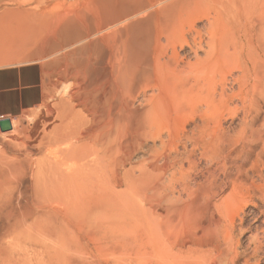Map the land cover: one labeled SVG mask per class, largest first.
<instances>
[{
	"label": "bare ground",
	"instance_id": "6f19581e",
	"mask_svg": "<svg viewBox=\"0 0 264 264\" xmlns=\"http://www.w3.org/2000/svg\"><path fill=\"white\" fill-rule=\"evenodd\" d=\"M161 1L167 3V8L162 12V20L159 21V24H163L161 29L167 36V45L169 48L166 52H163L164 54H162V50L154 52L153 49L155 50V47L153 48L151 46L152 41H150V38L145 37V33L149 34V31H140L139 29L140 34H137V31V33L133 32V35H131L132 32H130L131 34H128L131 35L130 38L129 36L128 38L126 37L129 40L128 42L127 39H124L125 37L123 38L126 40V47L124 46L126 54L123 53V46L121 45L122 47L119 48L121 49V53H119L120 58L118 64L110 69L107 76L108 78L105 77L109 79L107 80L109 82L108 87H106V83L103 84L105 82L103 80H101L103 83H100V81L92 83L87 76V70L75 65L71 58L75 53V51H71V48L79 45L82 46L81 44L89 40L88 38L91 34L90 32L87 33V31L90 29L87 28L88 30L85 31L86 27L84 25L85 29L83 30V25L80 24L83 28L80 27L77 22L73 21L74 19L72 21L62 20L63 17L61 18V16V19L54 17L50 18L47 17V14L32 13L33 11H29L30 9L22 10L21 8L25 4L24 0H0V10L6 11V6L8 5H16L19 9L17 10L19 16L15 17L12 24L9 22L11 28H9L6 33L0 31V42L10 43L8 48H6V51H9L2 52L3 55H0V66L18 64L20 66L37 65L39 68L38 80L35 83L29 84L27 88L31 90L33 96L29 98L28 101L22 100L20 102L19 108L15 111L16 120L9 119L12 124V130L9 131L10 136L6 137L3 142H0V212L4 213V210L6 211L7 199H10L16 194H22L21 186L26 178L30 180L34 194L37 195L38 203L36 202V206L39 208V212H37V217L35 219L33 218V222L28 224L25 228L31 229L32 231L35 230L38 225H40L41 228V225H43V223H41L43 222V219H41L43 218L42 216H54L56 219L54 220L60 229V237L58 236L59 239L57 241H61L60 239H62V236L60 234L62 232L60 227L62 226L63 229L66 230L64 226L68 228L74 222L75 224L77 222L79 226L81 225L83 227L84 219H86L87 222L86 216L89 215L88 213H92V207H94V209L97 207L100 208L104 214L110 213L108 215L115 213V211L121 208L122 210H127L128 208V211L129 208H136L133 204H137L138 209L139 206H141L142 208H140L144 210V205L141 204L140 200L142 198L139 197L138 201L133 199L134 196L136 198V195L133 194L134 192L138 195L140 193L143 194L142 196H144V200L148 202L153 215L162 213H169L168 215L171 213L173 215L178 211V208L181 207L183 210L185 206H180L177 209L175 208L176 206H172L175 200L174 195L171 196L170 193L172 192L174 194L175 189L177 190V186L178 189L180 187L183 196L185 195L187 198L191 197L192 200V196H196L197 198L198 193L203 187L205 194L210 198V200H208V198H206L207 196H204L205 200L207 199L210 202H212L211 199L215 201L216 199L220 200L218 204L217 201L213 203L219 215L216 217L214 215V220H212L213 223L210 225L211 229H209L210 235L208 237L210 241L207 243V238V244L205 245L196 246L192 244L193 246H188L184 252H180V261L177 260L179 262L176 263L261 264L264 260V210H259V214L254 217L256 222L261 219L260 223L262 226L253 228L252 225H248L246 222L245 209L247 206H252L256 209H258L259 206H264V130H260L255 124L257 119L264 122V0H159V2ZM74 5L76 4L74 3ZM146 8L147 6H141L137 13H142ZM13 9L12 12H14ZM130 12L132 13V11ZM67 15L69 16V14ZM122 15L126 18V14ZM118 16L119 14L116 16L117 18H114L100 29L93 30V32L105 33L103 31L106 30L107 32L108 29H111L118 23L120 24L122 19H118ZM130 16L131 15L125 19L126 22L130 20ZM201 19H205L208 23V28L204 33L196 28L197 22ZM125 21H123L122 24H125ZM136 24L139 23L134 24L137 27ZM134 25L132 26L131 24L128 27L131 28L134 27ZM78 26L87 34L84 32L85 35L84 33L82 35L81 32L78 36L74 35V38L71 40H65L64 36L62 38L61 35L58 36V34L66 30H71L74 33L76 32L75 30H80ZM144 27L146 26H143V28ZM134 30L136 31L137 29ZM186 30L190 34V37L185 36L184 32ZM6 34L8 35L5 36ZM60 37L64 39V42ZM120 41L123 40L121 39ZM118 45L119 42L117 46ZM185 46L194 51L196 55L195 61L185 62L180 56L177 47L184 48ZM156 50H158V48ZM200 52L204 54L202 57L199 56ZM154 71L156 75L158 73V78L160 79V83H158L160 85L162 83L166 84L165 87L163 86L164 84L161 85V87L163 86L166 88V91H168L167 86L168 88L170 87L169 92L172 94L167 93L168 95H172L171 97L174 103H171L172 100H170V96L164 91L168 96L165 95V97H167L168 101L171 103L167 106L172 104H178L176 105L178 107L179 105L196 106L198 104L206 110L211 111L215 110V107L230 106V103L234 100L240 103L239 109L243 112L245 126L234 136L219 137L217 139L218 148L215 150L216 153L211 154L207 150H204L202 156L209 163V168L207 167L206 173H204V175L202 174L203 180H198L197 164L192 158L193 154L199 150L197 144H193L191 151L185 150L184 152H177L174 155H166V157H164V162H162L163 164L160 163L161 166H158L154 160L149 161V159L144 158L143 161L145 162L144 166H146V168L142 165L139 167L140 174L138 176L137 173L138 177H131L132 168L128 171H124V169L133 164L136 153L147 145L146 142L148 140L161 139V134H157V132L161 130V127H159L160 129L158 128L159 130L156 127L157 125L160 126L158 121L162 120L164 109H167V107L164 108V105L166 106L168 102L166 99L167 103H163L165 97L163 95L164 98H162L161 94L163 91L161 90L158 97L153 96ZM155 79L157 80V78ZM69 80L75 81H73L75 84H72V86L75 85L74 88L66 85ZM71 82L72 81H70V83ZM70 83L68 85H71ZM228 86H231V88L228 89ZM20 88L22 87H19V89ZM149 90L153 92L151 94L153 97L148 96ZM140 96L145 98V101L143 98L145 105L143 106L140 104V106L142 105L143 107L141 106L142 109L138 108V110L135 108L134 102L137 101ZM172 106L178 110L176 106ZM180 108L182 109L183 107ZM181 109L179 110L182 111L183 109ZM10 114L12 115V113ZM7 115H9V113ZM122 122L124 124L128 122L129 124H126L129 127H124V125L122 127ZM155 129L156 131H154ZM161 142V146L164 147L163 141ZM156 149L158 151V148L154 150ZM154 150L152 152L155 155ZM160 150L161 149H159V151ZM36 155H40L41 158H35ZM144 162L142 163L144 164ZM122 169L123 173L121 172ZM135 170L138 169L135 168ZM134 172L136 174V171ZM122 180L127 184L125 186V190L127 187L129 190V192L126 193L127 195L122 194L123 192L125 193V191L120 192L118 190ZM167 183L172 186L166 185ZM122 184L123 183H121V185ZM174 184H176V186ZM200 194L198 197H200ZM196 198L194 199L195 203ZM186 200L183 201L184 204H186ZM176 201L178 203L179 197ZM197 201L200 202L199 200ZM195 203H193V205ZM208 204H205V206H209ZM177 205L179 206V204ZM190 206H188L189 212L191 209H196V206H194L195 208L192 206V208H190ZM90 208L92 209L90 210ZM147 208V211H150L149 207ZM186 208L187 207H185L184 210L187 212ZM141 209H139V212L141 211L140 213L144 214ZM15 211L16 210L9 211L8 214L14 216L17 213ZM133 211L132 213L140 215L138 211ZM118 212L122 214L123 211L119 210ZM94 213H92V216L95 215ZM124 213L125 212H123V214ZM22 214V212L17 214L18 216L15 219L16 226L27 224ZM104 214H98L101 216L97 215L98 217H95L96 223L107 221L106 218L108 216L104 217V219H106V221H104ZM118 214L115 213L112 214V216L116 215L119 217L120 215ZM143 214L142 216L145 215ZM172 215L170 216L172 217ZM112 216L109 217L111 221L113 220L111 219ZM142 216L138 217L141 218ZM170 216L168 218H170ZM186 216L188 215L186 214ZM192 216L193 214L191 213L190 217L193 218ZM146 217H143L144 220L149 222L150 220H147L149 218L151 219L150 215ZM190 217H184V222L186 218L188 221L191 220ZM159 218L160 217H158V220ZM115 219L113 222L117 223ZM117 219L119 220V218ZM154 219L157 224L158 221L156 217ZM90 220L88 221L90 222ZM92 220H94V217H92ZM141 220L143 221L142 218ZM195 220L192 219L191 223L187 222L192 226V222H195ZM152 221L153 220L147 223V228L144 227L146 232L150 230H148V227L151 226ZM91 222L86 225L87 230ZM113 222L110 223L112 224ZM119 222L121 221L119 220ZM170 222H165L167 227L166 234L169 235L168 227L170 228L171 226ZM187 222H185V224H187ZM92 223L95 224L94 222ZM114 223L111 226L112 228L117 227L114 226ZM105 224L106 226L108 225L107 223ZM45 225H47V223ZM94 226H92V228L95 229ZM106 226H104V230L107 229ZM210 226H208V228H210ZM156 227L157 226L154 228L150 227L153 228V232L149 238L147 237L149 241H146V243L150 242L151 245L153 243L154 246H161L158 244L162 241L161 239L165 238H161L162 235L156 232L159 230V227L157 228L158 230H155ZM184 227L183 230H188L187 228H190ZM196 227V229H199V225ZM194 228L192 230L195 232ZM41 229L39 232H41ZM205 229L206 228L203 230ZM18 230L20 229L17 227L15 233H18ZM89 230L91 231V229ZM97 230L92 231V233ZM192 230H190V233ZM42 231H44V229ZM56 231L59 232V230ZM68 231H65V233H68ZM118 231L114 232V229L112 230V232L116 234ZM23 232L25 234V230ZM34 232H37V230ZM75 232H71L69 237H67L69 240L71 235L74 237V239L72 238L74 241H67V239L66 241L68 243H71V241L76 243L75 238L77 236V239H83V237L87 235H89L88 238L91 237V233L88 231L86 233L87 235H84L85 232L81 230L80 232H84V236L80 238L77 233L75 234L76 237L73 235ZM112 232H110L111 236L114 237ZM128 233L127 231L125 235ZM131 233H129L130 237L133 235V233ZM32 234L28 238L32 237ZM41 234L43 233L41 232ZM116 234L114 235L116 236ZM185 234L188 235L187 233ZM185 234L183 236H185ZM192 234L194 233L192 232L190 235ZM248 234V246L244 248L242 240ZM117 235H119V233ZM144 235L145 237L148 236V234ZM211 235L212 238H210ZM38 236L41 237L40 235H37V237ZM97 236L93 238H100ZM128 236L129 235L126 237L129 239ZM194 236L192 238H194ZM64 237H66V235H63V238ZM126 237L124 238L126 239ZM132 237H134V235ZM93 238H91V241ZM124 238L119 240L124 241ZM134 238H131L130 243L125 240V244L127 242L131 245ZM147 238L145 240H147ZM112 239L113 238L110 240ZM142 239H144L143 236ZM57 241L56 244L59 243H57ZM79 241L81 242V239ZM79 241L77 243H79ZM195 241L194 243H196ZM202 241L200 243L203 244ZM1 242L3 243L2 240L0 243ZM177 242L168 243L170 245H175ZM75 243H72V247H76ZM115 243L117 245L118 242ZM120 243L119 241V244ZM168 243L164 245L167 247ZM82 244L81 242L80 245ZM2 245L1 247H3ZM58 245H61V243ZM80 245L77 246L79 247ZM55 246L57 245H54V247ZM61 246L65 247L63 245ZM61 246H58L56 250H60L61 248L59 249V247ZM108 246L117 250L112 244ZM68 247H70V245ZM16 248L17 247H15V249ZM99 248L103 249L101 246ZM180 248H178V250ZM49 250L50 249L47 251L49 252ZM69 250L71 249L67 248L65 251ZM48 252H46V254ZM168 252L170 255L173 253L174 255L176 254L173 250L171 251L173 253L169 250ZM57 253L61 255L59 251L55 254ZM69 253H67V256ZM156 253L157 252H155V254ZM55 254H53L52 257H54ZM64 254L61 255L63 256V263L65 260L64 257H67ZM155 254L152 256H156ZM164 255H162V258ZM73 256L75 257L74 253ZM178 256L179 255L174 257L178 258ZM42 257L44 256L42 255ZM117 257L120 258L119 256ZM80 258L79 259L82 260V257ZM50 259H47L48 262H52ZM9 260L12 261V259ZM9 260L6 259V261ZM20 260L21 259L17 262V259H14L11 264H29L22 262L24 259L19 262ZM47 260H45V262H47ZM60 260H58V262H60ZM80 260L79 262L77 261V264H83V262L86 261L82 260L83 262H80ZM151 260L153 262L155 259ZM160 260L162 259L160 258ZM70 261L67 260V262ZM174 261H176V259ZM174 261L170 263L173 264ZM9 262H6V264H10ZM48 262L46 264H48ZM72 262L73 261L70 263L72 264ZM74 263L76 264V262H73V264Z\"/></svg>",
	"mask_w": 264,
	"mask_h": 264
},
{
	"label": "rangeland",
	"instance_id": "374dc122",
	"mask_svg": "<svg viewBox=\"0 0 264 264\" xmlns=\"http://www.w3.org/2000/svg\"><path fill=\"white\" fill-rule=\"evenodd\" d=\"M24 1H25V4L21 8L22 10L30 9L29 11H31V12L33 11L32 13L47 14V17H50V18L54 17V18H57V19H61L63 17L62 20H68V21H72L74 19L73 21L77 22L80 27H82V25L84 27V25H85L86 29H85V27L84 28L82 27L83 30L85 29V31H86V30L90 29V30L87 31V33L90 32V34H91L90 37L88 38L89 40H86V42L84 44H81L82 46L79 45V46H76L74 48H71V51L72 50L75 51V53L72 55L71 58H72V61H73V63L75 65H77L80 68L83 67V69L87 70V76H88V78L90 79V81L92 83H95V81H100V83L101 82L103 83V81H105L103 84L106 83L105 85H106V87H108L109 82L107 80H109V79H107L108 78L107 76H108V73H109L110 69L118 64V60L120 58V56H119L120 54L119 53H121V49H119V48L123 46L122 51H123V53L126 54V51L124 49L126 47V42H125L126 40H124V39H127L128 36L130 38V36L133 35V32L137 33V31H138L137 34H140L139 29H140V31H142V30H146V32L149 31V34L145 33V37L150 38V41H152L151 42V46L153 48L155 47V50L153 49L154 52L162 50L161 52H162V54H164L163 52H166L167 49L169 48L168 45H167V36L164 33V31L161 29L163 24L162 23L159 24V21L162 20V15H163L162 12L165 11L166 8H167V3H165V1H161V2H159V0H24ZM74 3L76 5H74ZM15 6L16 5H8V6H6V9H7L6 11L0 10V31H2V32L4 31L6 33L9 30V28H11L10 26L14 22L15 17L19 16L18 12H17V10H19V9H18L17 6L16 7ZM45 6H48V7H45ZM141 6H147L146 10L143 11L142 13L141 12L137 13L138 9H140ZM23 8H25V9H23ZM12 9H13L14 12H12ZM39 11H41V12H39ZM130 11H132V13ZM67 14H69V16ZM118 14H119V16L122 15V14H126V18H128V16L131 15L129 17L130 20L126 22L125 21L126 18L124 17V15H122L120 17L118 16V19L119 18L122 19L120 24H122L123 21H125L126 23L122 24V25H120L118 23L117 25H115L116 28L114 26V27H112L114 29L111 28L112 30L108 29L107 32H106V30L103 31L105 33H102V32L101 33H97L95 31L93 32V30H98V28L100 29L101 27L105 26L108 22H110L114 18H117L116 16ZM143 14H145V15H143ZM60 16H61V18H60ZM136 17H138V18H136ZM9 22H11V24ZM198 22L196 24V28L199 31H201L202 33H204L207 30V28H208L207 27L208 26L207 25L208 24L207 21L205 19H201ZM8 23H9V25H8ZM135 23H139V24H136L137 27L134 25ZM80 24H82V25H80ZM131 24H132V26L134 25V27L129 28L128 26H130ZM142 25L146 26L148 28H146V27L143 28ZM80 27H79V29H80ZM131 29H132V31H131ZM134 29H137V30L135 31ZM83 30L82 29L75 30L76 32H74V33L71 30L70 31L66 30L65 32L63 31L61 34H58V36L61 35L62 38L64 36L65 40H71L72 38H74V35L78 36V35L81 34V32H82V35H83V33L85 32ZM91 31L93 32V34H92ZM130 32H132V34ZM63 33H64V35H63ZM85 33H84V35H85ZM128 34H131V35H128ZM184 34H185V36L190 37L189 36L190 34L187 32V30L184 32ZM7 35L8 34H6L5 36H7ZM49 37H51V36H49ZM62 38H61V40H63V42H64V39H62ZM121 39L123 41H120ZM117 41L119 42L118 46H117V44H118ZM128 41L129 40L127 39V42ZM9 44H10L9 42H3V41L0 42V55H3L2 52L6 51V48H8ZM156 47L158 48V50H156L157 49ZM78 48H79V50H78ZM177 48H178L177 51L179 52L180 56L184 59L185 62H188V61H192L193 62V61H195L196 55H195L193 50H190L189 47L187 48V46H185L184 48H180V47H177ZM8 51L9 50H7L6 52H8ZM86 51H87V53H86ZM169 51H170V49H169ZM203 55L204 54L202 52L199 53V56L202 57ZM163 56H166V55H163ZM13 67H15V68H13ZM155 73L156 72L154 71L153 72V78H154V75H155V78H157V80L154 78V80H153V85H154L153 87L154 88H152V89H154V90L156 89L155 90L156 93H155L154 90H153L154 93L151 92L152 91V89H151V91L149 90L148 96H150V97H153V96L158 97V94L160 95L161 91H163L161 96H162V98H164L167 92L171 93V92H169L170 91L169 90L170 87L168 88V86H167L168 91H166V88H164L166 84L162 83L161 85L164 84L163 85L164 87L162 86L163 87L162 88L161 85L159 84L160 83V79L158 78V73H157V75ZM105 77H107V78H105ZM38 78H39V68H38L37 65H27V66L21 65L20 66L18 64H11V65H6V66H0V121L3 120V119H10V120H14L15 119L16 120L15 111L19 108L20 102L22 100L23 101H28V99L33 96L32 95L33 93L31 92V90L27 89L29 87V84L35 83L38 80ZM104 79H106V80H104ZM101 80H103V81H101ZM70 81H72V82L70 83ZM73 81L74 80L67 81L68 83L66 82L67 83L66 85L69 86V87H73L74 88L75 85L72 86V84H75L74 83L75 81L74 82ZM69 83L71 85H68ZM155 83H156V86H155ZM158 85H160V86H158ZM14 87H15V89H14ZM19 87H22V88L19 89ZM159 87H160V89H159ZM8 88H10V89H8ZM230 88H231V86H228V89H230ZM163 89H165V90H163ZM152 93H153V96L151 95ZM168 93H167V95H168ZM171 94L168 95V96H170L169 97L170 100H172V97H171L172 95ZM163 95H164V97H163ZM140 97H142V98H140ZM140 97L137 99V101L134 102V106H135L136 109H138V108L142 109L141 106L145 105V102H144L145 98L143 96H140ZM167 97L164 98L165 100L163 99V101H164L163 103L164 104H166L167 102L168 103L166 104V106L164 105V108L167 107V109L166 108L164 109V113L162 115L164 117L165 114H166V116L164 118L163 117L161 118L163 121L162 120H160V121H162V122L158 121V124H160V126L157 125V127H156L157 129L159 127H161V130H159L160 128L158 129L159 131L157 130L159 132V133L157 132V134L158 135L161 134V139L158 138V140H154V139L148 140L147 141L148 143L146 142L147 145L143 149H141V151H138L136 153V155H135V157L133 159V164H131V166H128L126 169H124V171L125 170L128 171V170H130L132 168V170H131V174L132 175L130 174L131 177L132 176H133V178L134 177H138L139 174H140L139 167H141V165L142 166L145 165V162L143 161L144 158L149 159V161L150 160H154L158 166H161L160 163L164 162V160H165L164 157H166V155H174L177 152H184L185 150L191 151L193 144H197L199 150H197L193 154L192 158L197 164V176H198L197 178H198V180H203V175H204V173H206L207 169L209 168V163L202 156L203 153H204V150H207L211 154L212 153H216L215 150H216V148H218L217 139L219 137H221V136L222 137L223 136H225V137L234 136V135L238 134L240 132V130L242 128H244V126H245V122H244V119H243L244 118L243 112L239 109L240 108V103L237 100L236 101L234 100L233 102L230 103V106L215 107V110H211V111L210 110H206L205 108H203L202 106H199L198 104L196 106H193V105H190V106L179 105V107L176 106L178 104H172V105L176 106V108H178V110H177V109L173 108L172 105H170L171 107L167 106V105H169L171 103H174L173 100L170 103V101H168ZM143 98H144V101H143ZM166 99H167V102H166ZM140 104H142V105L140 106ZM180 107H183L182 108L183 110ZM184 107H185V109H184ZM179 109H181L182 111H180ZM8 113H9V115H7ZM10 113H12V115ZM164 121H165V124H164ZM126 123H128V122H126ZM126 123L124 124L122 122L121 126L123 127V125H124V127H129ZM255 124H256V126L258 128H260V130H264V125H263L264 122L263 121H261L260 119H257L255 121ZM163 125H164V129H163ZM154 131H156V129ZM5 134H8V135H5ZM9 136H10V132L3 133L0 130V142H3L4 139L6 137H9ZM161 141H163L164 147L161 146L162 145ZM155 148H158V151H157V149L154 150ZM159 149H161V150L159 151ZM153 150L155 151L154 152L155 155L152 152ZM149 154H152V155H149ZM35 158L40 159L41 156L40 155H36ZM159 158L162 159L163 161L160 160ZM253 158H254V156H253ZM159 160H160V162H159ZM157 161H158V163H157ZM142 162H144V164ZM136 166H138V167H136ZM144 167L146 168V166H144ZM135 168L138 169L139 171L135 170ZM134 171H136V174H135ZM121 172L123 173V169L121 170ZM137 173H138V176H137ZM133 174H135L136 176L133 175ZM250 174H252V173H250ZM124 182H125L124 180L121 181V183H123L122 184L123 186L120 183V186H119L118 190L120 192L121 191L122 192L125 191V193L123 192L122 194L123 195H127L126 193H128L129 190H128V187L125 190V188H126L125 186L127 184L124 183ZM168 183L166 185L170 186L171 184H168ZM174 185L176 186V184H174ZM177 190L175 189V191H174L175 193L174 194L172 192L171 193L169 192L171 194V196L174 195V200L175 201L173 202L172 206H174V207L176 206L175 208L177 209L178 207H180V206L183 207L185 205L183 207V210H184L185 207H187L186 208L187 212L185 210L183 211L182 208L180 207L181 209L178 208L177 209L178 211H176L173 215L170 213V215H172V217L170 215H168L169 213H167V214L166 213H162V214H159V215H153L151 213V209H150V206H149L148 202L146 200H144V196H142L143 194L140 193L138 195L137 193L133 192V194L136 195V198L133 195L134 196L133 197L134 200L136 199L138 201L139 197L143 199V201H142V199H140V200H141V204L144 205V210L146 211V213H145L144 210L141 209L142 208L141 206H139V209H141L142 212H144L145 215L143 213H140L141 211L139 212L137 204H133V206L136 207L137 209L132 207V208H129V211H131V210L133 211L134 209H136L135 211L136 212L138 211L140 215H138L137 213H132V211L129 212L128 208H127V210L126 209L122 210V208H121L119 210L125 212L126 213V214L124 213L125 215L123 214V212H122V214H121V212H118L119 210L115 211L116 214L119 213L118 214V215H120L119 217H117L116 215L115 216L113 215L115 218L116 217L119 218V220L121 221V222H119V220L117 218L115 219L112 216V214H115V213H111V215H108L110 213H108V214L105 213L104 214V212H102V210L100 208L97 207V208L94 209V207H92L93 209L90 208V210L92 209L91 210L92 213H94L96 211L94 213L95 215L92 216L93 215L92 213H88L89 215L90 214L91 215L90 216L89 215L86 216L87 222H86V219H84L85 221H84L83 227L81 225L79 226L77 222H76V224L74 222L68 228H67V226H64V228H66V230L63 229L62 226L60 227L61 228V232H62L60 235L62 236V239H63V240L60 239L61 241H63V242H61V241H57L59 239V237H60L59 236L60 229L58 228V224L55 222L56 219H55L54 216H52V217L51 216H49V217L42 216L43 218H41V219H43L42 220L43 222H41V223H43V225H41V228H43L44 231H42L43 229L40 228V225H38V227L35 228V230H33V231L31 229L25 228L28 224L33 222V220L37 217V212H39V208L36 206V204L38 203L37 195L34 194V191H33L32 185L30 183V180L25 178L24 181H23V184L21 186L22 194L21 195H17L16 194L15 196L11 197L10 199H7V203H6V207H5L6 211L4 210L5 214L3 212H0L1 213V215H0V239L3 241V243L2 242L0 243V248H1L0 249V261H1L0 264H3L4 262H5L4 264H6V262L10 261L9 259H12V261L9 262L10 264L13 262L14 259L15 260L17 259V262H18L19 259H21L19 262H21L24 259L22 262H26V263H29V264H34V263L46 264L48 262L47 259H50V256H51L50 260H52V262L49 261L48 264L49 263H52V264H67L68 263L69 264L71 261L76 262V264H77V261L79 262V260L81 259L80 257H82L83 261L86 260L85 261L86 263L83 262L82 260H80V262H83V264H87V263L88 264H111L112 262H117V263H112V264H157V263L158 264H162V263L163 264H167V263L172 264L170 262L174 261L175 259H176V261H174L173 264H177L176 262L180 261V256H181L182 251L184 252V250H186L188 248V246L191 247V246H193L192 244H195L196 246H202V245L207 244L208 241H210V239L208 238L209 235H210V232H209L210 230L209 229H211L210 225L213 223L212 220H214L213 219L214 215H215V217L219 215V213L216 212L217 209L214 207L215 204H213V203H216V201H217V204L220 203L219 199H216V201L211 199L212 202L208 201V200H210V198H208V196L205 194L203 187H202L201 191L198 193V196H199L200 193L204 194V195L200 194V197L197 196L198 199L196 198V196L195 197L192 196L193 200L196 198V203H195V200L193 201L191 199V197L187 198V196H185V195L183 196L180 187L178 189V186H177ZM204 196L205 197L207 196L206 197V198H208V200L206 199L207 201L205 200ZM178 197H179V201L177 203L176 200H178ZM189 199L192 200V201H190ZM185 200H186V202H185L186 204H184V202H183ZM197 200H199L200 202H198ZM18 201H19V203H18ZM13 202H15V203H13ZM188 203L189 204L191 203L190 205L192 207L196 206V209L199 208L197 210L195 209L196 211L194 209L190 210V212L191 211H195V212H191L193 214V216H192L193 218L190 217L191 213L188 210L189 209L188 206H190V205ZM193 203H195V204L193 205ZM20 204H22V205H20ZM177 204H179V206ZM205 204H208L209 206H205ZM191 206H190V208H192ZM147 207H149L150 211H147L148 210ZM7 208H8V210H7ZM20 209H21V211H20ZM12 210H16L15 211V212H17L16 215L11 216V214H8L9 211H12ZM259 210H264V206L263 205L259 206L258 209L254 208L252 206H249V207L247 206L246 209H245L246 222H247L248 225H252L253 228L262 226V224L260 223L261 219H259L258 222H256L255 219H254L255 215L259 214ZM98 211H101V212H98ZM135 211H133V212H135ZM19 212L23 213L22 215L26 219L27 224H22V225H18V226L15 225V219L17 218V216H18L17 214ZM147 212H149V213H147ZM98 214H104L103 219H104L105 216H108L106 218L107 221H106V219H104V221H106V222H103V223L101 222L102 224L100 222L96 223V218L95 217L101 216V215H98ZM133 214H135V215H133ZM142 214L144 216H142ZM148 214L150 215L151 219L149 218L147 221H149V220L150 221L151 220L154 221L155 220L154 218L156 217L157 221L161 222V223L157 222V224H156V220L154 221V223L152 221L151 222V226H150V227H153V228L155 226H157L155 230H158V229L159 230L156 231V232L157 233L159 232V234L162 235L161 238H163V237L165 238V239H161L162 241L160 240L162 242V244L160 242L158 245H161V246H156L155 245L156 246L155 247L152 242H151L152 245L150 244V242L146 243V241L147 242L149 241L148 238L151 236V234L153 232V228L148 227V230L149 229L151 230V231L150 230L147 231L149 233H147L146 229H144V227L147 228V223H150V221L146 222V220H144V218L146 216L149 217ZM151 214L153 216H155V217H153ZM186 214L188 216H186ZM194 214H196V215H194ZM182 215H184V216H182ZM91 216L94 217V220H92ZM111 216H112L111 219H113L112 221L109 219V217H111ZM138 216H142L141 218L145 222H143L141 220V218H139ZM169 216H170L171 219L168 218ZM158 217H160L159 220H158ZM184 217H187V218L190 217L191 218V220H189V221L186 218L185 222L188 221L189 223H191L192 219L195 220V218H196L198 223L196 222V220H195V222L193 221L192 222V226L193 227H192L191 224L190 225L188 224V222H187V224H185V222H184L185 218ZM89 218L95 224H93ZM114 219H115V221H117V223L113 222ZM146 219H147V217H146ZM167 219H170V220H167ZM88 220H90L91 224H89V227H88V230H87V226L86 225L88 223H90ZM167 221L168 222L171 221L170 222L171 226L169 225L170 228L168 227V229L171 231L170 232L168 230V233H170V235L166 234L167 233V230H166ZM48 222H49L50 225L48 224ZM110 222H113L114 226H117V227H120V228H117V227L116 228H112L111 226L113 225V223L111 224ZM46 223H47V225H45ZM105 223H107L108 225L106 226ZM164 223H165V225H164ZM194 223H196V224H194ZM115 224H117V225H115ZM91 225L92 226L96 225L97 227L94 226L95 227V229H94V228H92ZM152 225H154V226H152ZM195 225L196 226L199 225V227H198L199 229H196L197 227ZM42 226H44V227H42ZM55 226H57V227H55ZM104 226H106L107 229L104 230ZM186 226L190 227V228H187ZM208 226H210V228H208ZM17 227L20 230H18L19 231L18 233H15ZM76 227L78 228V231H77ZM98 227H99V229H98ZM100 227H101V230L103 229L102 233H101ZM183 227L187 228L189 231L186 230V229L183 230ZM193 228L195 229V232L192 230ZM204 228H206L205 229L206 231L203 230ZM40 229H41V232L43 234H41V232H39ZM89 229H91V231ZM92 229H94V230H92ZM110 229H112V230L114 229V232L115 231L117 232L119 230L118 231L119 235H117L118 233L116 234V233L112 232V230H110ZM115 229H117V230H115ZM24 230H25V234L23 232ZM36 230H37V232H34ZM54 230L55 231L59 230V232L58 231L55 232ZM72 230H74V231H72ZM75 230H76V232H75ZM81 230H83L85 232V234H84V232H80ZM95 230H97V231L92 233V231H95ZM99 230H100V232H99ZM190 230H192V232L194 233L192 235L193 236L195 235L194 236L195 239L192 238L193 237L192 235H190L192 233V232L190 233ZM26 231H27L28 234L26 233ZM65 231H68V233L67 232L65 233ZM87 231L89 233H91L90 234L91 237H89L90 239L88 238L89 235L86 234ZM127 231L129 233L132 232L134 237L138 236L139 238L138 237L134 238V237H132L133 235H131V237H130V234L128 233L127 234V235H129L128 236L129 239H128L126 237L127 235H125V233H127ZM71 232H75L74 234L72 233L73 235H75L77 233V235H79V238L84 236V235H87V236H84L83 239L80 238L81 242L83 243L82 245H80L81 244V242L79 241L80 239H77L78 236L76 237V235H75L76 243L73 242L74 241L73 240L74 237L72 235H71L72 237L70 236V240H73V241H71V243L67 242V241H70L67 237H69ZM97 232H99V233H97ZM110 232H112V235L114 237L111 236ZM181 232H182V234H181ZM32 233H35V234H32ZM36 233H38V234H36ZM185 233H187L189 235V237ZM202 233H204L206 235H204ZM31 234L33 236L28 238L29 236H31ZM67 234H68V236H67ZM92 234L95 235V236H93ZM97 234H98V236H97ZM99 234H100V236H99ZM114 234H116V236ZM144 234H146V235L148 234V236L145 237ZM184 234H185V236H183ZM26 235H27V237H26ZM37 235H40L41 237H39V236L37 237ZM63 235L64 236L66 235V237L63 238ZM141 235L143 236L144 239H142ZM200 235H202V236H200ZM92 236L93 237L97 236V237H100V238L94 239ZM109 236L114 239V240L112 239L113 242H112V240H110L111 238ZM118 236H120V237H118ZM182 236H183V238H182ZM190 236H191L192 239L190 238ZM3 237H4V239H3ZM122 237L123 238L126 237V239L125 238L124 239L127 240L128 243H130L131 238H134V239L132 240L131 245L126 242V244L128 246L127 247L125 242H124L125 240L121 241L123 239ZM196 237H198L200 239H198ZM248 237H249V234L246 235L245 238H243V240H242V242H243L242 245H243L244 248L248 246ZM91 238H93L92 241H91ZM140 238H141V240H140ZM146 238H147V240H145ZM166 238H167V241H166ZM207 238H208V240H207ZM210 238H212V235L210 236ZM42 239H43V241H42ZM119 239H121V240H119ZM136 239H138L140 242L138 240H136ZM38 240H40L41 242L38 241ZM84 240H85L86 243L84 242ZM182 240H184V241H182ZM200 240L201 241L203 240L202 241L203 244L200 243L201 242ZM206 240H207V243H206ZM32 241H33V243H32ZM56 241H57V243L59 242L58 244L61 243V245L65 246V247H62L61 245L56 244ZM78 241H79V243H77ZM119 241L121 243H123V244H121V243L119 244ZM141 241H142L143 244L141 243ZM164 241H166L167 243L168 242L169 243H175V241L176 242L178 241L180 243L177 242L175 245H173V244L170 245L168 243V245L166 247V245H164V244H167V243L166 242L163 243ZM194 241L196 243H194ZM115 242H118L117 245H116ZM72 243H75L76 247L75 246L72 247L73 246ZM184 243H185V245H184ZM16 244H17V246H16ZM68 244L70 245L71 248L68 247L69 246ZM109 244L110 245L112 244V246L115 247V249H117V250L112 249L111 246H108ZM1 245L3 247H1ZM18 245H19V247H18ZM54 245H57V246L54 247ZM77 245H80V246L78 247ZM119 245H120V247H119ZM180 245H182V246H180ZM58 246H61V247H59V249L61 248L60 250H58V249L56 250V248H58ZM100 246L103 249L99 248ZM171 246H173V247H171ZM15 247H17V248L15 249ZM169 247H171V248H169ZM67 248L71 249V250L65 251ZM178 248H180V249L178 250ZM48 249H50L49 252L47 251ZM1 250H4V251H1ZM162 250H164V251H162ZM168 250L170 252L173 250V252H175L176 254L174 255V253L171 252L173 254L170 255ZM58 251H59V253L61 255H63L64 252H65V254H64L65 256H67V253L70 252L67 257H64L65 258L64 263H63V260H62L63 256L59 255L58 253L55 254ZM46 252H48L47 253L48 255L46 254ZM53 252H55V253H53ZM72 252L74 253L75 257H77V258L79 257L80 259L79 258L78 259L75 258L73 256ZM155 252H157V253L155 254ZM52 253L55 254V256H57V257L59 256L61 258L58 257V259H57V257H55V256L52 257L53 256ZM153 254H155L157 257L156 256L153 257L152 256ZM166 254H168V255H166ZM42 255L44 257H42ZM45 255H47V256H45ZM115 255H116V257H115ZM162 255H164L166 257V259L168 258L167 259L168 261L165 259L164 256L162 258ZM173 255L175 257L177 255H179V256H178V258H175ZM71 256H73L72 257L73 259L69 258ZM117 256H119L120 258H118ZM159 256H161V257H159ZM7 257H9V258H7ZM53 258L54 259L56 258V259L54 260ZM66 258H67V260H69V261L71 260V261L67 262ZM74 258L77 259V260H75ZM160 258L162 260H160ZM6 259L9 260V261H6ZM117 259H121V260H117ZM151 259H155V260H153V262H152ZM45 260H47V262H45ZM53 260L55 262H57V263H55ZM58 260H60V262H58ZM177 260H179V261H177ZM73 262H72V264H73ZM159 262H161V263H159ZM14 263H16V262H14ZM78 264H80V263H78ZM261 264H264V260L262 261Z\"/></svg>",
	"mask_w": 264,
	"mask_h": 264
},
{
	"label": "water",
	"instance_id": "95a60500",
	"mask_svg": "<svg viewBox=\"0 0 264 264\" xmlns=\"http://www.w3.org/2000/svg\"><path fill=\"white\" fill-rule=\"evenodd\" d=\"M0 129L2 132H9L12 130V124L9 119H3L0 121Z\"/></svg>",
	"mask_w": 264,
	"mask_h": 264
}]
</instances>
